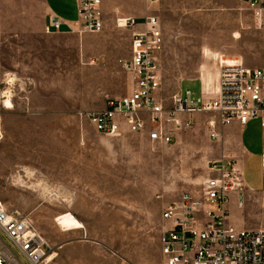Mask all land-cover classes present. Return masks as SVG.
I'll use <instances>...</instances> for the list:
<instances>
[{"label":"rangeland","instance_id":"rangeland-1","mask_svg":"<svg viewBox=\"0 0 264 264\" xmlns=\"http://www.w3.org/2000/svg\"><path fill=\"white\" fill-rule=\"evenodd\" d=\"M105 3L108 21L100 33L45 34L33 19L28 30L10 27L17 31L0 41L8 72L1 76L16 79L14 107L2 118L0 198L9 211L34 219L49 255L55 253L48 264H162L164 206L208 178L212 161L234 157L251 186L258 189L264 180L259 119L235 131L223 128L213 140L204 124L208 116L199 115L170 145L94 130L87 112L129 90L119 60L129 55L131 30L117 27L116 18L145 8V0ZM17 5L5 10L6 17L19 16ZM245 7V0H160L152 6L166 39L165 98L180 88L212 95L222 62L264 67V28L254 26ZM242 192L244 206L236 201L232 210L236 219L264 227V190L246 184ZM64 212L84 227L62 230L55 219Z\"/></svg>","mask_w":264,"mask_h":264},{"label":"built area","instance_id":"built-area-1","mask_svg":"<svg viewBox=\"0 0 264 264\" xmlns=\"http://www.w3.org/2000/svg\"><path fill=\"white\" fill-rule=\"evenodd\" d=\"M152 4L160 0H147ZM257 29L264 28V0H245ZM64 21L49 16L47 34L63 30ZM119 28L131 30L129 55L119 62L128 74V92L110 96L100 110L87 112L94 130L109 137L135 134L158 145L174 144L179 133L191 129L196 116L204 121L210 138L234 123L242 127L259 119L264 128V67L242 61L220 64L212 95L180 88L169 99L163 95L161 56L166 39L160 17L122 15ZM106 27L103 0H78L77 27L70 31L100 33ZM16 79L0 76V140L3 111L14 99ZM264 169V151L262 152ZM212 174L193 189L183 190L164 206L160 236L162 264H264V227L239 226L230 204L244 206L243 169L234 157L211 162ZM48 244L34 219L12 212L0 198V264H48Z\"/></svg>","mask_w":264,"mask_h":264},{"label":"crops","instance_id":"crops-1","mask_svg":"<svg viewBox=\"0 0 264 264\" xmlns=\"http://www.w3.org/2000/svg\"><path fill=\"white\" fill-rule=\"evenodd\" d=\"M120 1L121 3L125 5L127 4L126 0H116V3L120 4ZM14 3L20 4V5H17L18 8L21 9V12H19L18 14L19 16L16 17L14 15V16L6 17L5 10H8V9L9 11L12 10L14 8ZM153 5L154 4L145 0V8L140 9L137 14L132 15V16L145 17L147 15L153 14L151 12V8ZM103 9L105 12L106 25H107L108 19H107V8H106L105 0H103ZM50 13L57 15L59 18H61L64 21L63 30L61 32H67V33L76 32V31H70V26L77 27L78 0H0V41L2 42L6 40L4 36L6 34H9L10 31H15L17 29V28H10V27L23 26L24 30L26 29L28 30V27L30 28L33 24V19L36 25H38V23L39 25L41 24V30L43 29V31L45 32V27L48 22ZM124 15L127 16L128 14H124ZM45 34L47 33L45 32ZM3 73H8V72L3 70L2 52H0V76ZM8 75H10V73ZM238 126H241V125L238 123H234L229 127L232 128V131H235V129ZM229 127H225V128H229ZM242 169L244 172V166ZM246 184L248 185L251 191H263L264 190V180H263V183L261 182L259 184L260 186H258V189L255 188L254 186H251L248 183V181H246ZM236 199H237L236 197H233L232 202L230 204L232 219L239 226H247L246 221L237 220L235 215L232 212V210L234 209V204L237 201Z\"/></svg>","mask_w":264,"mask_h":264},{"label":"bare ground","instance_id":"bare-ground-1","mask_svg":"<svg viewBox=\"0 0 264 264\" xmlns=\"http://www.w3.org/2000/svg\"><path fill=\"white\" fill-rule=\"evenodd\" d=\"M14 80V79H13ZM14 107V103L11 99H8L6 101V110L12 109ZM55 221L60 226V228L64 231H70V230H77L84 227V223L77 218L72 212H64L60 214ZM49 261H52L55 257L54 254L48 255Z\"/></svg>","mask_w":264,"mask_h":264}]
</instances>
